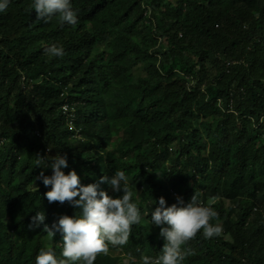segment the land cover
Wrapping results in <instances>:
<instances>
[{"label": "trees", "instance_id": "obj_1", "mask_svg": "<svg viewBox=\"0 0 264 264\" xmlns=\"http://www.w3.org/2000/svg\"><path fill=\"white\" fill-rule=\"evenodd\" d=\"M149 1L72 0L76 25L35 23L31 0L0 14V264H35L46 246L59 254L60 234L44 225L79 209L49 203L35 180L36 157L58 153L84 185L125 170L144 216L123 252L94 264L159 253L151 209L195 189L224 230L198 232L184 264H264V0ZM51 44L65 55H47Z\"/></svg>", "mask_w": 264, "mask_h": 264}, {"label": "clouds", "instance_id": "obj_2", "mask_svg": "<svg viewBox=\"0 0 264 264\" xmlns=\"http://www.w3.org/2000/svg\"><path fill=\"white\" fill-rule=\"evenodd\" d=\"M11 3L12 0H0V14L6 13ZM33 10L35 23H49L54 17L68 25L78 23L79 10L74 8L72 0H31L28 13ZM45 53L62 58L65 50L51 44L45 48ZM35 165L42 169L35 180L50 189L43 194L47 201L68 202L71 207L79 209L72 216L60 215L50 226L44 225L43 231L49 238L60 234V252L58 254L51 246L42 247L35 264H94L100 254L107 255L111 250L123 252L132 227L144 219L138 201L133 200L125 170H116L111 178L104 175L98 182L84 185L75 170L65 173L67 154L37 156ZM47 169L51 170V175H45ZM101 184L109 185L113 193L122 195L110 196L101 190ZM155 203L157 206L150 212V224L159 229V236L164 241L162 249L155 255L139 257L125 253L122 264H184L186 258L194 254L186 246L187 242L198 232L203 238L212 239L219 237L224 230L222 223L210 222L218 217V212L200 199L199 189L193 190L187 203L181 196H177L176 202L170 206L163 197ZM45 218V213L36 212L31 226L39 227Z\"/></svg>", "mask_w": 264, "mask_h": 264}, {"label": "built area", "instance_id": "obj_3", "mask_svg": "<svg viewBox=\"0 0 264 264\" xmlns=\"http://www.w3.org/2000/svg\"><path fill=\"white\" fill-rule=\"evenodd\" d=\"M61 110H62V113L67 118L68 124L71 125L73 120L75 119L74 108L72 106H70L69 104L64 103L61 106ZM261 122H262V125L264 126V119L261 120Z\"/></svg>", "mask_w": 264, "mask_h": 264}, {"label": "rangeland", "instance_id": "obj_4", "mask_svg": "<svg viewBox=\"0 0 264 264\" xmlns=\"http://www.w3.org/2000/svg\"><path fill=\"white\" fill-rule=\"evenodd\" d=\"M151 1H152V0H150L149 2L151 3ZM150 3H149V4H150ZM135 73H136V74H141V73H142V71H141V69H140V68H137V69L135 70Z\"/></svg>", "mask_w": 264, "mask_h": 264}]
</instances>
